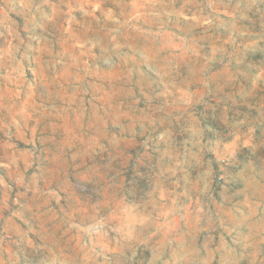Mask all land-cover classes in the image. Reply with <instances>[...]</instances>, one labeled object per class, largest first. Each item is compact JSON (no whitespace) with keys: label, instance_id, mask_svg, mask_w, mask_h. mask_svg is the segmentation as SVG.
I'll return each instance as SVG.
<instances>
[{"label":"rangeland","instance_id":"rangeland-1","mask_svg":"<svg viewBox=\"0 0 264 264\" xmlns=\"http://www.w3.org/2000/svg\"><path fill=\"white\" fill-rule=\"evenodd\" d=\"M0 264H264V0H0Z\"/></svg>","mask_w":264,"mask_h":264}]
</instances>
